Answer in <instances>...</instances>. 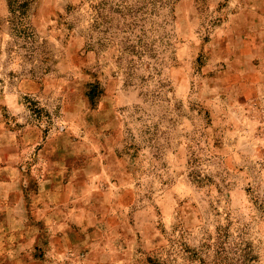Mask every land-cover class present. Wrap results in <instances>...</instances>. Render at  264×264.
<instances>
[{
  "label": "rangeland",
  "instance_id": "obj_1",
  "mask_svg": "<svg viewBox=\"0 0 264 264\" xmlns=\"http://www.w3.org/2000/svg\"><path fill=\"white\" fill-rule=\"evenodd\" d=\"M95 3L0 0V264H264V0Z\"/></svg>",
  "mask_w": 264,
  "mask_h": 264
},
{
  "label": "trees",
  "instance_id": "obj_2",
  "mask_svg": "<svg viewBox=\"0 0 264 264\" xmlns=\"http://www.w3.org/2000/svg\"><path fill=\"white\" fill-rule=\"evenodd\" d=\"M9 7V23L12 25L11 29L16 38H22L25 42L31 41V33L23 27L25 19L28 13L32 9L35 0H7ZM130 0H96V3L91 6L93 11L94 27L104 26L106 29L104 34L109 33L111 30L128 31L133 29L135 26L136 10L132 9V4H129ZM137 25V24H136ZM33 55V51L30 53ZM29 54V55H30ZM45 60V59H44ZM46 64V63H45ZM47 65V64H46ZM49 67L45 66L42 71L47 72ZM100 88L98 85H94L89 93L91 99L98 96ZM26 108L30 113V117L35 121H41L46 119L50 125L52 118L59 115L58 109L48 112L45 106L42 105L38 95L30 96L26 99ZM192 255L189 256V260L199 259L200 256L195 250L187 248ZM162 264H173V263H162ZM200 264H206L202 262Z\"/></svg>",
  "mask_w": 264,
  "mask_h": 264
}]
</instances>
